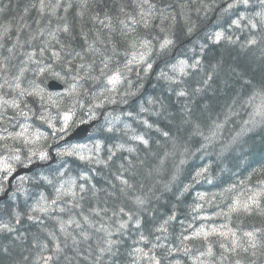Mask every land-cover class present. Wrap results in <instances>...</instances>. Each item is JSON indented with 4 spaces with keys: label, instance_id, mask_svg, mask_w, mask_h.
Returning <instances> with one entry per match:
<instances>
[{
    "label": "trees",
    "instance_id": "16d2710c",
    "mask_svg": "<svg viewBox=\"0 0 264 264\" xmlns=\"http://www.w3.org/2000/svg\"><path fill=\"white\" fill-rule=\"evenodd\" d=\"M148 1L151 5L143 0H0V61L5 60L4 66L12 77L23 74L22 69L29 66L30 53H39L38 61H42L43 54L52 52L57 62L67 58L64 52L68 50L81 53L79 64L87 63L85 69L77 71L85 87L94 82L96 87V81L102 82L109 72L118 70L123 55L120 53L128 50L127 42L119 37L122 32L116 34L112 24L119 30L126 29L147 10L153 11V16L142 22L141 37L151 40L155 51L161 42L173 39L169 51H158L150 57L149 62L154 64L150 72L144 67L140 71L132 69L135 74L130 86L126 85L128 91L118 97L119 103L135 110L134 114L140 110V121L133 122L143 136L140 143L129 142L132 152L108 157L105 165L89 169L78 165L87 172L85 190L67 204L77 214L97 208L112 217L119 213L121 220L127 221L124 236L113 248L115 256L123 253L130 257L133 245L148 247L158 243L163 228L169 229V239L180 234L184 226H178V220L193 218L189 213L208 207V202L219 203L224 198L228 201L235 192L231 186L239 181L251 177L264 181V24L248 22L242 14L246 12L249 19L254 18V7L220 10L218 5L226 0ZM203 1H208V6ZM117 10L124 13L123 22L118 24L112 19L117 20L113 16ZM184 11L201 19L193 26L185 21ZM215 15L217 20L212 24L222 22L225 29L219 40V32L212 35L214 27H206ZM236 15L237 21H233ZM94 29L101 33L95 34ZM175 50L180 59L184 57L195 66L175 79L165 80L161 72L174 59L171 55ZM31 67L33 82L39 73ZM75 68H69L66 74H76ZM137 97L140 109H135ZM258 104L262 105L261 113ZM101 133L107 148L120 141L115 133ZM123 133L128 139L137 135ZM73 172L68 170V175L73 177ZM50 176L53 183L57 181L55 172ZM33 181L53 188L43 177ZM203 192L212 194L208 202ZM6 207L8 203L2 211ZM20 213L17 219L10 212L2 215L8 227L0 229V264H106L107 258L100 263L88 257L90 249L104 252L99 246L102 239H98L104 234L95 228H87L86 237L92 240L77 246L69 240L71 232L61 233L53 226L42 225L45 218H57L56 213ZM137 222L140 227L135 228ZM257 229L264 241V231L260 226ZM263 250L257 249L253 260L256 264H264ZM121 259L124 260L122 256Z\"/></svg>",
    "mask_w": 264,
    "mask_h": 264
},
{
    "label": "rangeland",
    "instance_id": "374dc122",
    "mask_svg": "<svg viewBox=\"0 0 264 264\" xmlns=\"http://www.w3.org/2000/svg\"><path fill=\"white\" fill-rule=\"evenodd\" d=\"M248 1L249 0H235V1L234 0H232V1L226 0L224 2V5L222 6V9H224L225 7L228 9H230V8L231 9H237L240 6H244ZM207 2L208 1H206V2L203 1L201 3H207ZM263 2H264V0H263ZM207 6H208V3H207ZM218 7H220V10H221V6L218 5ZM184 12L187 13L186 11H184ZM254 12H255L254 18H252V19H249L248 13L244 12L242 14H243V17L248 22H260V23L264 24V7H263V5L258 4L256 6V9L254 10ZM123 15H124V13H122L118 10L113 14V16L116 17V19H117V16H123ZM152 16H153V11H151V10H147L144 13L142 12L140 15V18L138 20V23H140V26H141L142 22H145L146 19H148L149 17L151 18ZM112 19L117 24L121 23V21H123L122 18L119 20H115V18L112 17ZM200 19L201 18H199V17L194 18L192 13H187L185 21L186 22L190 21V24H192L194 26L193 23L197 22ZM114 25H112L113 27H111V29L113 28L114 32H116V34L119 32H122L121 36L127 35L125 33L124 29L121 28L122 30H119V27H117V26L115 27ZM213 26L215 29L213 31H225L224 27H222V22L219 23L218 25L213 24ZM94 30H95L94 31L95 34L101 33L100 30H97V29H94ZM110 31L108 34H110ZM141 35H142V32H140V37H138V39H140V41L144 44V46L142 47L143 44L140 45V41L138 42V46H136L134 48L136 51H133V53L130 55V56H133L131 58V61H138V60L142 61V60H145L147 58V53H145V51L143 49H144V47L148 48L145 43H147V45L152 44V41L146 40L144 37H141ZM107 39L111 40V38H107ZM46 40H47V38L43 41H46ZM140 47H142V48H140ZM165 48H167L166 42H164L160 47H158L157 50L162 51ZM158 51H152L151 54L153 55L155 52L159 53ZM79 54H81V53H77V52L70 53V52H68V50H66L64 52V56L67 58H65L63 60L59 59L56 62L52 59L53 53L52 52L48 53V51H47L45 54L42 55L43 56L42 57V63L46 66H57L59 69L65 68V70H63L64 72H62V74H63V76H65L64 78L69 79V78H71V76L69 74H66V72L68 70H70L69 68H73L76 66L75 73L77 74V71L79 69H85L87 67V63L79 64L80 63V61H78L79 60ZM176 57H174V59H172L170 62H168L166 64V67L161 72L163 74L165 80L175 79L177 74L181 73L187 65L186 62H181L182 59H180L178 55H176ZM166 61L167 60L163 61V63H166ZM123 66L124 65H122V66L120 65L118 67V69H120ZM188 67L189 66H187V68ZM102 82L96 81V87L94 86L95 82L92 83L90 86V91L91 92L97 91L96 97H95L97 102L105 104V103H107L108 100H112L118 94L114 95L113 91L110 88L103 87ZM125 84L130 86L131 83H129L127 81V83L125 82ZM258 111L260 113L262 112V105H260V104H258ZM138 112H139V115H136V114L132 115V117L136 121H138V120L140 121V118H141L140 110H138ZM112 114H113L112 112H106L107 124L105 126H108V125L109 126H116L117 124L118 125L121 124V123H119L121 117L112 116ZM61 126H62L61 129L65 128L67 126V121H65ZM135 133L137 134L138 137H143L142 134L140 133V131L136 129V126H135ZM115 135H117V139L120 140V141H115L117 143H122L123 145L128 146L129 142H131L130 139H128V136L126 134H124L123 132H118ZM57 136H59L58 141L61 140L60 134L56 133V137ZM119 136L126 137V140L122 141L119 138ZM53 138H55V135H53V134L48 135V139L51 140ZM137 139L139 140L140 138H137ZM44 140H47V139H45L44 137L42 138V134L39 131H33L32 134L29 131L21 132L20 135H15V138H14V141H16V142L24 141V144H25L24 147L29 149V152H27V155H26V158L28 160L34 158V156L32 154L33 151H35L40 145H42ZM115 142H113V143L115 144ZM18 145H19V147H21V145H23V144H18ZM11 146H12V143L8 144L6 146V149H9ZM101 146L102 145L99 142H97V149L92 145V143L84 144V145H80V146H72V144H71L70 146H67V148H65L66 149L65 152L72 153L75 149L76 155L78 157H81V156L88 157L91 155L95 156V153L100 151ZM22 149L17 148L18 155L15 156L14 158H11L12 161L10 162V164H7L6 162L0 163V182L3 180V174L6 173L8 175L11 172V168L13 167V164L17 163L18 161H20L24 158V155H20V154L24 153L22 151ZM125 152H132V149L130 151H125ZM71 165L77 167V165H75L73 162L71 163ZM72 166H70L69 170H71L73 172ZM92 166H94V165H92ZM77 168H76L77 170H75V172H73V174H72L73 178H76V179L79 178V174H77V173L83 172L82 170L79 169V167H77ZM84 173H87V172H84ZM73 178H69L68 180L62 181V183L59 186L58 193L56 194L58 199H61L60 198L61 196H68V195H72L74 193V191L77 188V181L78 180L73 181ZM19 186L23 187V186H25V183L19 182ZM45 187L46 186L39 185V183H34V185L24 187L22 189L21 193L16 194L17 201L15 203H11V207H9L10 209L8 207H6L5 211H2V210L0 211V224L8 222V220L5 219L6 216L5 217L2 216L6 212H11L12 216L21 215L22 214V213H20L21 211L32 212L33 209H36L38 207L43 209L44 211H47V209H48V202L47 201H43L39 206L36 205V203L39 201L41 196L47 195V194H54V190L52 188H50V187L45 188ZM0 190H1V185H0ZM40 191H42V193H39ZM36 195H38V196H36ZM58 196H60V197H58ZM237 196H239V194H235L233 196L234 199ZM107 214H108L107 212L100 211V210H95L93 212H87V213L81 212V213L77 214L72 210V205H66L62 208V212L59 214V216L57 218H55V219H44L45 220L44 222L48 223V226H53V230L55 227V230H58L61 233H68V231L71 232V233H68L69 240H71L74 237L75 240H76V238H79V241L84 242V243L90 242L89 239H91V238L86 237V233L88 232L87 228H90V229L95 228L96 232H99L100 235H102L101 231L103 230V228H108L109 229V232H108L109 235L104 234L98 238L99 240L102 239L101 243H99V246L100 245L106 246L109 244L111 239L123 237L124 236L123 232H125V230H124L125 226L123 224V221L120 220L118 217H111V215H110V217L105 216ZM68 220H70L72 222L73 227H69L66 229L65 224ZM164 222H162V224ZM188 223H189V220H188ZM213 230H215V229H212V231ZM46 231L48 232V231H52V230L46 229ZM190 231H191V226L188 225V228H187V230H184V233L188 234ZM203 233H204V231L200 226L196 227V229L194 230V233H193V237H197L199 235H202ZM235 234L236 233H234V235ZM111 236H114V237H111ZM177 239L179 241V236ZM118 241H120V239H118L116 241L117 245L119 243ZM120 247L122 249H127V251L129 250L128 246H126V245H121ZM90 255L97 256V260H103V259L105 260L107 258V259H109L108 260L109 263H110V260L115 257V255H110V253L107 251H104L103 253L97 254V252H94L93 250H91ZM117 256H119V255H117ZM136 256H138L140 261H138L137 259H135L131 255L129 257L128 264H143L144 259L148 260L145 257L144 252L142 253V251L140 249L136 250ZM197 263H198V261H197ZM106 264H107V260H106Z\"/></svg>",
    "mask_w": 264,
    "mask_h": 264
},
{
    "label": "flooded vegetation",
    "instance_id": "af4514ba",
    "mask_svg": "<svg viewBox=\"0 0 264 264\" xmlns=\"http://www.w3.org/2000/svg\"><path fill=\"white\" fill-rule=\"evenodd\" d=\"M63 118L64 115L60 116V119ZM77 121L78 119H74V121H72L73 124L71 128L68 130L66 136L62 139L60 145L65 146V143L74 144L73 141L66 142L65 140L75 130L76 128L75 122ZM51 155H52L51 161L53 160L55 163H53L52 166H50L48 169L52 170L54 168H57L59 171L64 170L67 164L66 161L62 158L63 154L57 155L56 153H51ZM239 182L240 183H237V188H236V191L239 195L243 194L244 192H248L251 195L254 194V202L261 203L264 206V188H262V186H264V181L251 179L249 181L241 180ZM260 192H261L260 196L256 195L257 193ZM8 205H9L8 208L11 207V203H9ZM262 205L258 206L259 210H263ZM259 212L261 215H259L258 219L264 218L263 216L264 213L261 211ZM52 213L53 212L51 213L48 212L47 214H49L48 216H50ZM60 213L61 212H59L58 214ZM204 214L207 215L208 213H204ZM238 221H239L238 215L230 210L219 212L218 217L216 219L213 220L206 219L204 221V224L208 227V230H212V229L216 230V232L213 230L214 233L213 234L210 233L205 238V248L202 252V257L204 258L206 264H256L255 261H253L256 259L254 258L253 250L251 249V247L245 244L243 245L241 243V237L237 226ZM257 225L260 226L261 229L264 231V222L260 220L259 222H257ZM67 228H69V226H67ZM257 230L258 229H256V231ZM234 233L236 234L234 235ZM262 244L264 245V243ZM242 250H243V260L241 261ZM179 257L181 262L187 261V258L184 259L185 257L184 255L182 256L179 255ZM159 258H160V254L158 253V256L156 254V263L159 262L158 260Z\"/></svg>",
    "mask_w": 264,
    "mask_h": 264
},
{
    "label": "bare ground",
    "instance_id": "6f19581e",
    "mask_svg": "<svg viewBox=\"0 0 264 264\" xmlns=\"http://www.w3.org/2000/svg\"><path fill=\"white\" fill-rule=\"evenodd\" d=\"M123 16H117V20H119V19H121ZM123 21H121V23H122ZM112 23V22H111ZM113 25V24H112ZM212 27H213V24H212ZM205 29V28H204ZM203 29V30H204ZM207 38H209V40H211L212 39V37L210 38L209 36L207 37ZM214 41V40H213ZM161 90V89H160ZM139 114V112H137V115ZM240 119V118H239ZM106 144H108V143H106ZM112 144H114V143H112ZM111 145V144H110ZM215 146V145H214ZM221 156V155H220ZM225 156V155H224ZM74 163V162H73ZM75 165H77V167H78V164H76V163H74ZM76 166H72V170L74 169V171L75 170H77L78 168H77ZM96 167V166H95ZM77 168V169H76ZM80 169V168H79ZM223 171V170H222ZM227 171V170H226ZM245 177V176H244ZM91 185H93V183L91 184ZM237 186V184L236 185H234V186H231V187H233V189H235V190H233V191H235L234 192V194H233V196L235 195V194H238L237 193V191H236V187ZM89 187H90V185H89ZM92 187V186H91ZM90 187V188H91ZM90 188H89V191H90ZM39 193H42V191H40ZM126 195V194H125ZM125 197V196H124ZM123 197V198H124ZM129 198H131V197H129ZM225 200V199H224ZM223 200V201H224ZM127 201H128V199H127ZM134 203V202H133ZM95 210H97V208H93V210H91V211H87V212H93V211H95ZM11 213V212H10ZM188 213V212H187ZM193 213H189V215H192ZM165 215V214H164ZM187 216H188V214H186ZM105 216H107V217H110V215L109 214H107V215H105ZM45 219H47V218H45ZM192 219V218H191ZM190 218H185V219H183V220H178L177 221V225L178 226H184V228H185V230H187V228H188V225H192V220H191ZM188 220H189V223H188ZM42 225H47L48 226V223H43ZM178 235H174V236H172L171 237V239L169 240V242L171 243V244H176L177 242H178ZM71 242H73V243H75V244H77V246L79 245V243H80V241H79V238H76V240H75V238L73 237L71 240H70ZM82 246H85V245H82ZM66 249V248H65ZM64 249V250H65ZM68 250H71V251H79V249L80 248H78V249H75V248H73V249H71V248H67ZM66 249V250H67ZM86 249V248H85ZM88 249V248H87ZM92 249H90V251H91ZM72 253V252H71ZM97 254H98V252H97ZM121 256L123 257V259L124 260H122L121 259ZM89 258H95L96 260H97V256H95V255H89L88 256ZM116 257H118V256H115L113 259H111L110 260V263L108 262V260L109 259H107V264H128V262H129V257H127V256H124V254H121L120 253V255H119V257L118 258H116ZM97 261H99L100 263L101 262H103L104 261V259L103 260H97Z\"/></svg>",
    "mask_w": 264,
    "mask_h": 264
},
{
    "label": "snow or ice",
    "instance_id": "6c2138e0",
    "mask_svg": "<svg viewBox=\"0 0 264 264\" xmlns=\"http://www.w3.org/2000/svg\"><path fill=\"white\" fill-rule=\"evenodd\" d=\"M219 39H220V36H219V34H217V40H219ZM167 43H170V41L166 42V44H167ZM165 46H166V45H165ZM162 47H163V46H162ZM149 67H150V65H149ZM110 82L114 83L115 80H112V81H110ZM181 95H183V93H181ZM71 154H72V153H69V155H71ZM41 158H46V154H42ZM80 158H81V159H84L83 156H81ZM249 235H251V234H249ZM157 264H159V262H157Z\"/></svg>",
    "mask_w": 264,
    "mask_h": 264
},
{
    "label": "water",
    "instance_id": "95a60500",
    "mask_svg": "<svg viewBox=\"0 0 264 264\" xmlns=\"http://www.w3.org/2000/svg\"><path fill=\"white\" fill-rule=\"evenodd\" d=\"M79 136H82V133L78 132V133L76 134V137H79ZM31 170H32V169H27V170H24V172L29 173Z\"/></svg>",
    "mask_w": 264,
    "mask_h": 264
}]
</instances>
